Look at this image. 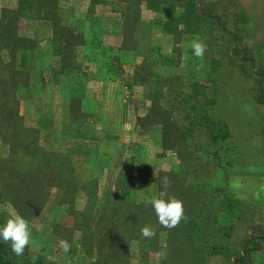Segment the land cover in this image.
I'll return each instance as SVG.
<instances>
[{"label": "rangeland", "instance_id": "rangeland-1", "mask_svg": "<svg viewBox=\"0 0 264 264\" xmlns=\"http://www.w3.org/2000/svg\"><path fill=\"white\" fill-rule=\"evenodd\" d=\"M95 1L0 0V218L42 264H264V0H117L111 22ZM215 56L257 110H232Z\"/></svg>", "mask_w": 264, "mask_h": 264}, {"label": "clouds", "instance_id": "clouds-1", "mask_svg": "<svg viewBox=\"0 0 264 264\" xmlns=\"http://www.w3.org/2000/svg\"><path fill=\"white\" fill-rule=\"evenodd\" d=\"M191 48L196 57H203L207 45L204 41L196 39L191 43ZM161 191L157 196H153L148 203L154 209L157 221L161 227L166 229H174L179 227L182 220H186L183 202L175 197H169L168 189L171 187V181L168 176L161 178ZM167 198V199H166ZM140 234L145 239H151L156 235V230L149 226L140 229ZM0 240L10 245L11 251L16 256L24 254L26 247L30 245L31 229L28 221L19 214L9 218L4 226L0 227ZM59 245L64 252L70 251L71 245L66 240H60ZM160 259L167 257L166 251L156 253Z\"/></svg>", "mask_w": 264, "mask_h": 264}, {"label": "crops", "instance_id": "crops-1", "mask_svg": "<svg viewBox=\"0 0 264 264\" xmlns=\"http://www.w3.org/2000/svg\"><path fill=\"white\" fill-rule=\"evenodd\" d=\"M114 1L117 0H96L94 9L96 11L99 10V12L103 14L102 18L108 17V19H110V17L113 16L112 14H114V11L112 10L113 8H109L108 5L110 3L111 5L114 4ZM61 2L63 4L64 0H61ZM106 4H108L107 8H106ZM111 20L112 18L110 19V22ZM251 38H252V42L264 43V35L262 33L254 32ZM214 58L215 59L217 58L220 63L219 67H217V69L214 72L216 76L215 84L218 85V90L220 89L221 86L223 87L224 83L229 85L230 92L227 95H229L228 100H232L231 102L233 106L232 110L235 111L236 113L238 111L242 113V111L244 110L245 111L249 110V109H243L246 107L248 108L251 107L253 111L257 110L259 107L254 105V109H253V100L251 99L250 96L249 99L246 96L247 86H248L247 79L241 75L240 71L235 66L228 65V63L225 61V58H220L218 56H215Z\"/></svg>", "mask_w": 264, "mask_h": 264}, {"label": "trees", "instance_id": "trees-1", "mask_svg": "<svg viewBox=\"0 0 264 264\" xmlns=\"http://www.w3.org/2000/svg\"><path fill=\"white\" fill-rule=\"evenodd\" d=\"M4 48L7 49L8 46L6 45ZM257 102L261 103L264 101L257 100ZM4 224L5 222L0 218V227L4 226ZM26 252L27 250L25 249L23 255L16 256L11 251L10 245L0 240V264H42L41 260L38 257H35L32 260L30 258H27Z\"/></svg>", "mask_w": 264, "mask_h": 264}]
</instances>
